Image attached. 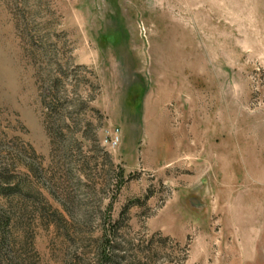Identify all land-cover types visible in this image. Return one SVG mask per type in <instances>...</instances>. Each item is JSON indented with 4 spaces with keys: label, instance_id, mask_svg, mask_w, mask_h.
<instances>
[{
    "label": "rangeland",
    "instance_id": "374dc122",
    "mask_svg": "<svg viewBox=\"0 0 264 264\" xmlns=\"http://www.w3.org/2000/svg\"><path fill=\"white\" fill-rule=\"evenodd\" d=\"M0 264H264V0H0Z\"/></svg>",
    "mask_w": 264,
    "mask_h": 264
}]
</instances>
